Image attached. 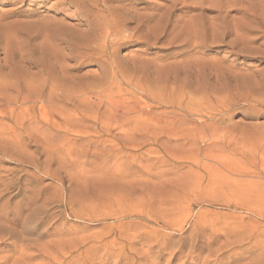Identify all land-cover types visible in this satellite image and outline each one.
Segmentation results:
<instances>
[{"label": "rangeland", "instance_id": "rangeland-1", "mask_svg": "<svg viewBox=\"0 0 264 264\" xmlns=\"http://www.w3.org/2000/svg\"><path fill=\"white\" fill-rule=\"evenodd\" d=\"M171 4L0 0V264H264V0Z\"/></svg>", "mask_w": 264, "mask_h": 264}, {"label": "bare ground", "instance_id": "bare-ground-1", "mask_svg": "<svg viewBox=\"0 0 264 264\" xmlns=\"http://www.w3.org/2000/svg\"><path fill=\"white\" fill-rule=\"evenodd\" d=\"M83 1V0H82ZM92 3V2H91ZM94 3V2H93ZM88 4H89V2H88ZM103 4V3H102ZM178 4H181V5H183V6H185L184 8L185 9H189V6H188V0H172V4H171V9H172V11H173V9H175V7H176V5H178ZM77 5H79L80 6V8L82 9L81 10V12H83V14H88L87 12H88V10L87 9H85V2H78V4ZM87 5V4H86ZM92 5V4H91ZM90 6V5H89ZM180 6V5H179ZM88 8V7H87ZM177 8V7H176ZM83 9H85V11H83ZM104 9V8H103ZM111 9V8H110ZM113 9V11L115 10V8H112ZM117 9V8H116ZM170 9V8H169ZM169 9H168V11H169ZM181 9V8H180ZM80 10V9H79ZM91 10V9H90ZM109 10V9H108ZM178 10V9H177ZM109 11H112V10H109ZM108 11V12H109ZM80 12V13H81ZM85 12V13H84ZM118 12V10L115 12V14H114V12H110L109 14L108 13H106V14H108L110 17H111V20L109 21V23L108 24H106L104 27H105V30H106V33H108V34H113V35H118V36H120V34L124 31L123 30V28L126 26V24H128V22H129V20H132V18L131 17H128V16H126V15H124L123 17H120L118 14V16H115L116 15V13ZM84 17V16H83ZM87 17V15L84 17V18H86ZM219 17V16H218ZM108 21V20H107ZM214 22V21H213ZM136 27H135V29H137V28H139L140 26H141V20H137L136 22ZM191 23V22H190ZM197 24V23H196ZM200 24H202V23H200ZM199 24V25H200ZM201 26V25H200ZM207 27V26H206ZM210 27V26H209ZM264 27V26H263ZM126 28V27H125ZM124 28V29H125ZM219 28H220V26H219ZM222 28V27H221ZM234 28V27H233ZM244 27H242V29H243ZM249 28V27H248ZM199 29H201V28H199ZM203 29V28H202ZM235 30H236V28H234ZM126 30V29H125ZM209 30V29H208ZM217 30V29H216ZM223 30V29H222ZM241 30V29H240ZM203 31V30H202ZM212 31V30H211ZM244 31V30H243ZM201 32V31H200ZM203 32H205V31H203ZM203 32H201V33H203ZM237 32V31H236ZM235 32V33H236ZM194 34H193V38H195V37H199V39H201L202 37H204V35L206 34H204V35H202L201 33L199 34H197V31L195 32H193ZM233 33V32H232ZM245 33V32H244ZM218 34V33H217ZM237 34V33H236ZM242 34V33H241ZM183 35V34H182ZM200 35V36H199ZM201 35H202V37H201ZM234 35V34H233ZM244 35V34H243ZM246 35V34H245ZM260 36H262V35H260ZM186 37V36H185ZM201 37V38H200ZM192 38V39H193ZM205 38V37H204ZM204 38H202V39H204ZM246 38V37H245ZM257 38H258V36H257ZM264 38V37H263ZM201 39V40H202ZM256 39V38H255ZM241 40V39H240ZM254 40V39H253ZM203 41V40H202ZM264 41V40H263ZM188 42V41H187ZM204 42H205V39H204ZM243 44V43H242ZM192 45V44H191ZM260 46H262V45H260ZM262 50V49H261ZM243 53H244V51H243ZM260 53H258V55H259ZM262 57V56H261ZM124 249L126 250H131V248L130 247H125V246H123V247H121L120 248V250L121 251H124ZM122 254V253H121ZM48 261H51V260H48ZM53 261L55 262L54 264H64V261L61 259L60 260V258H57V259H53ZM44 264H46V263H44ZM133 264H135V263H133Z\"/></svg>", "mask_w": 264, "mask_h": 264}]
</instances>
